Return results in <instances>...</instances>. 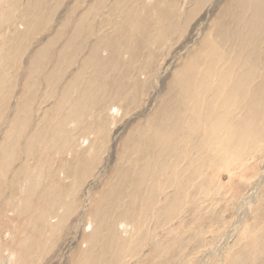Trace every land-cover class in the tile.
<instances>
[{
  "label": "rangeland",
  "instance_id": "1",
  "mask_svg": "<svg viewBox=\"0 0 264 264\" xmlns=\"http://www.w3.org/2000/svg\"><path fill=\"white\" fill-rule=\"evenodd\" d=\"M236 1L239 3L235 4ZM244 2L246 0L2 2L0 18L6 16V20L0 22V80H3L0 145L12 136L5 145L13 156L3 170L9 186L6 187L4 181L0 184V234L6 245L0 246V252L7 249L15 234L16 243L19 238L29 241V251L24 258L27 264H75L80 251L86 247L84 238L91 233L88 217L96 209L100 211L94 224L99 227L96 238L108 235L112 225L111 229L121 233L118 222L122 220L125 205L129 207L132 203V180L137 168L144 165V145L152 146L154 133L171 130L177 119L176 139H180L179 134L184 138L180 132L183 122L179 120L189 121L192 117L178 81L185 80L196 91L212 70L211 51L215 45L221 50L225 48L228 54L224 50L219 53L224 59H220L218 67L214 65V72L234 74L235 62L228 57L232 54L237 57L240 51L244 58L250 57L252 61L248 68H241L242 71L249 72L253 69L250 67H256V72L254 86L251 83L246 92L251 95L238 100L241 102L233 107L235 112L232 108L221 109L219 114L213 115L214 121L223 118L233 127L245 128L249 120V125L258 134L262 133L264 82L262 85L260 82L264 81V32L254 44L256 51L242 44L239 37L240 42L233 39V35H248L254 19L251 16L256 13L254 7L248 13ZM259 3L258 13L262 19L264 0ZM10 6L12 12L7 15ZM135 25L138 31L131 36ZM114 49L123 50L117 51L116 57ZM92 53L98 54L99 63L104 65L110 60V64L116 62L117 67L98 71L90 63ZM96 77L97 89L89 86V81ZM208 90L206 94L202 91L199 102L200 110L204 108L201 114L210 115L217 99H213L214 90ZM75 103L80 104L75 111L83 115L81 125H76L71 117ZM105 106L118 110L114 120L109 121L104 112L101 113ZM256 106L262 111H256ZM181 114L185 117L180 118ZM163 124H167L166 127ZM202 131L201 127L189 142L192 156L200 157L198 166L202 174L196 186L190 188L183 184L188 187L180 196L181 202L174 205L175 209L169 207L171 212L163 207L175 198L174 190L160 194L162 203L152 204L153 210L150 215L147 213L140 233L128 234L127 245L132 241L131 256L123 264H264V136L260 144L254 142L248 147V152L253 151L247 155L245 165L254 169L246 175L232 176L223 168L221 155H227L225 142L212 141L218 145L221 155L210 164L209 157L199 148L205 142ZM141 135L145 136L144 140ZM37 137L48 144L45 145L48 148L63 140L66 145L51 152L53 161L47 165L49 172L44 175L42 184L28 192L30 182L37 180ZM31 140L35 141L32 148ZM236 140L227 145L229 155L237 147ZM135 145L140 146L132 152ZM90 148L84 155L83 150ZM29 150L31 153L27 154ZM54 155L59 156L54 158ZM133 158L135 166L132 168L136 169L130 170L127 163ZM5 162L2 157L0 166ZM184 163L179 165L180 170ZM199 183L207 187L204 192L198 190ZM55 196L60 198V205L53 208L50 218L53 231L49 234L38 231L37 235V226L42 225L25 222L26 215L16 213V206L25 202L37 217V212L49 205L56 206ZM66 201L67 209H62ZM61 212L63 220L59 223ZM8 220L12 225L5 227ZM37 236L42 243L40 249H37ZM18 260L16 255L13 264H18ZM103 262L113 264L114 261L108 254Z\"/></svg>",
  "mask_w": 264,
  "mask_h": 264
},
{
  "label": "bare ground",
  "instance_id": "2",
  "mask_svg": "<svg viewBox=\"0 0 264 264\" xmlns=\"http://www.w3.org/2000/svg\"><path fill=\"white\" fill-rule=\"evenodd\" d=\"M2 2H4V0H0V5L4 4ZM237 3H239V1L238 2L236 1L235 4H237ZM261 3L263 4V1H261ZM244 6L248 7V9L246 8L248 10V13L251 12V8H253V7L256 8V13L253 16H251L254 18L253 21L250 22L251 17L248 20V22H250V25H252V26H251V28H249V31H247L248 35H246L245 37L233 35V39H237V41L240 42V40L238 39V37H239L241 39L242 44H244L247 47L251 46V49L253 51H256V49L254 50V44H255V42H258L260 40V38H259L260 34H262L264 32V29H263L264 28V17L261 19L260 15L258 13V9H259L258 7H260L259 0H256V1L253 0L252 3H251V0H246V2H244ZM230 7H232V6H230ZM236 7L238 8L239 6H236ZM262 10H263V5H262ZM11 12H12V7L10 6L8 9L7 15H9ZM261 12H264V10ZM237 13H239V11ZM240 13H242V12H240ZM244 13H245V11H244ZM242 16H244L243 13H242ZM5 20H6V16L0 18L1 23H5ZM216 25H217V23H216ZM226 27H227V25H226ZM239 28H241V27L239 26ZM221 29L222 28H220V30ZM228 29L229 28H227V32H228ZM217 30L219 31V29H217ZM137 31H138V26L137 25L133 26L132 30H131V36H133L135 33H137ZM218 31H216V33ZM237 31L238 30H236V32ZM221 32H223V31H221ZM233 32H231V33L233 34ZM239 32H241V31H239ZM225 35L226 36L230 35V33L225 34ZM216 36H218V35H216ZM226 38H227V40H229L228 39L229 37H226ZM217 39H219V37H217ZM226 42H228V41H226ZM228 45H230V44H228ZM225 47H227V45ZM121 50H123V49H121ZM121 50L120 49H119V51L116 49L113 50L114 54H116L115 55L116 57L118 54L117 51L120 52ZM223 50L225 52V48ZM223 50H221V47L219 45L218 46L215 45L213 47V49L211 51L212 55H211V61H210L211 62L210 68L212 69L211 70L212 72L207 71L208 74L206 75V78L204 77L205 74L203 75V77L206 80H205V82H203L204 81V78H203L202 82L200 83L201 85L199 86L198 89L196 88V91H195V89L192 90V87L189 84H186L185 80L180 79L178 81V82H180V87L183 88L184 95L187 99L186 100L187 106H188V109L190 108L189 109L190 113H191L190 115L192 117L189 119V121H182L181 117L184 116V114H181V116H180L181 119L179 121L183 122V127L181 128L180 132H181V134L184 135V138H181V135L179 134L180 136L178 135L177 137L180 139H176V132L179 131L178 130L179 126H177V123H178V119H177L176 123L173 125L171 130L170 129H164V132L156 131L154 133L153 137L151 138L153 140L152 141L150 140L153 143L152 146L148 147V144L144 145V148H143V151L145 149V153L143 154L144 165L137 168V170L135 172L134 180H132L133 181V184H132L133 192L131 194L132 195V203L130 204L129 207H126V205H125V207L123 208L124 213L122 212L123 213V215H122L123 217L121 218L122 220L120 222H118V226L119 227L121 226L120 232L123 233L124 238H123V235L121 233L117 232L116 228H115L116 231H114V229H111V227L113 225L109 227L108 235H106V236L104 235L103 237L100 235L97 238L95 237V234L98 233L97 230L99 228L98 226H97L98 228L94 226V224H96V219L99 218V216H98L99 210L96 209L94 212H91L90 213L91 216L88 217V225L87 226H89V228L91 229V231H90L91 233L89 235H87L86 238H84L83 244H85L86 247L84 250H81L80 253L78 251L79 255H78V258L76 257L77 259H76L75 264H105L103 262V258L106 257L108 254L110 255V257L113 258V261H114L113 264L126 263V260H127L126 258L131 256L129 254H131L130 246L132 244V241H131V243L129 245H127L128 234L131 231L132 232L136 231L137 234L140 233V230L143 226V223L145 222V220H147L146 219L147 213L149 214V212L153 210L152 204L155 203V206H157L161 202L160 194L165 192L168 189L174 190L175 198L173 199V201L171 203H168L167 207H166V205L163 207V208H165V210L171 212V209H175L174 205L175 204L178 205L181 202L180 196H182L183 190L186 189V187H188V186L190 188H194L196 186L195 183L199 179L200 175L202 174V172L198 166V162L200 160V157L197 156V158L195 159L192 156V152H191V145L192 144H190L189 142L192 141L193 137L198 135V132L200 131L201 127L204 130V132L202 131V138H205V142H203L199 146V148L202 152H204L205 156L209 157L210 164L215 162L216 156L221 155V153L218 149V145H216V143H214L212 141L216 142L217 140H223L225 142V153L227 154V155H221L224 158V160H223L224 167L223 168H225L229 174H231L232 176L233 175H235V176L246 175L249 171L254 169V167H250L248 165H245L247 155L251 154L252 153L251 151H253V150H251L248 152V147L250 144H253L254 142L258 143V144L261 143L260 141L263 140L262 137L264 136V130L262 131L261 134H258V132H256L255 129L249 125L250 124L249 120H247L245 122V128H241L238 126L233 127L231 123H228V120H225L223 118L217 119L218 121L215 122L213 119V115L219 114L221 109L222 110H228L229 108H232V110H233V107L238 102H241L238 100H243L247 95L250 94V93L247 94L246 92H247V88L253 84L252 82L255 78L256 67H250L253 69H251L249 72L242 71L241 68H243V67H244V69L248 68L249 67L248 65H250L249 62H252V61L250 60V57H247L248 59L244 58L243 53L240 51L239 56H237V57H236V55L234 56L233 54L230 57L227 56L228 60L235 62L234 63V67H235L234 74H233V72H230V74H227L226 72H224V73L214 72L216 70L213 68L214 65L218 67L217 64H219L221 62L220 59L221 58L224 59V57H222L221 54L219 55V53H223L222 52ZM230 50H229V53H230ZM232 53H233V51H232ZM225 54H226V52H225ZM120 59H122V58H120ZM90 60H91V62H90L91 66L95 67L98 71H100L104 67H110L111 69L117 67L116 62L110 64V60H107L104 65L99 63L98 62L99 58H98L97 53H95V54L92 53L90 56ZM207 63H209V62H207ZM210 68L208 70H210ZM114 71H115V69H114ZM236 72H237V75H236ZM102 74L105 75L104 73H102ZM189 75H191V74H189ZM97 82H98L97 77L94 79L92 78L89 81V83H90L89 86L97 89L98 88ZM263 82L264 81L260 82L261 85ZM194 83H196V82H194ZM1 84H3V80H0V86H1ZM257 84H256V87H257ZM197 86H198V84H197ZM253 86H254V84H253ZM258 87L260 88V86H258ZM208 89L214 90L213 99H217L214 102V108H213L214 110H212L210 115L204 114V113L201 114L203 112L204 108L202 109V107H201V110H200V106H202V105L199 102L200 94H204L203 93L204 91L206 94V92L210 91ZM263 90H264V88H263ZM257 91H259V90H257ZM249 97H251V96H249ZM251 99H252V97H251ZM82 102H84V101H82ZM79 105H80L79 103H75L73 113L71 114V117H73L74 123L76 125H81L83 123V115L81 117V116H79L78 112L75 111V109H77L79 107ZM82 106L84 108H86V104L83 103ZM257 106L254 108L257 109ZM105 107L103 108L101 113L104 112L105 116L107 117V119L109 121L114 120L115 117H117L118 110L112 106L111 107L105 106ZM256 111L260 112L262 110L257 109ZM256 113H255V115H257ZM258 114H260V113H258ZM193 116H195V117H193ZM198 116L202 117V119H203L202 123H200L201 120L199 119ZM210 116H211V118H210ZM196 118L199 121L198 123H197ZM239 119L241 120V118H239ZM186 120H187V118H186ZM166 125H164V126L166 127ZM235 129L236 130L238 129L237 133L234 132ZM165 130H166V133H165ZM221 133H223V136L219 135ZM143 137H145V136H143V135L140 136V138L142 140H144ZM224 138L227 140H224ZM236 138H237V140L235 141L236 142L235 144L237 145V147L233 151L232 155H229L226 151L227 145L231 142V140L236 139ZM11 140H12V136H8L6 138L7 142H10ZM7 142L0 145V160L2 159V157H4L6 159V162L0 166V180H1L0 184L4 181V184H6V187L9 186V183H5L3 170L8 167V161L13 156V155L12 156L9 155L11 149H9L5 145V144H8ZM56 142H59V141L56 140ZM195 142H197V141H195ZM87 143H88V141H86V144ZM33 145H35V141L31 140L30 141L31 148L33 147ZM45 145H48V144H46L42 140H39V138L37 137V176H36L37 180L30 182V185L28 186V192L31 190V188H35L36 186H39L40 184H42V180L44 178V175L49 172L48 167L50 166V164L53 161V160H51V156H50L51 152L54 150L62 149L63 146H65L66 144H65V140H63V142L53 144L50 148H48ZM221 145H223V144H221ZM139 146L140 145H135L132 148V152L137 151ZM81 147H82V145H81ZM91 148H92V146H91ZM91 148L87 151L83 150L84 155H87V153H89L91 151ZM71 150L79 151L76 149H71ZM192 150H193V148H192ZM26 153L30 154L31 150L27 151ZM196 153H199V150H196ZM80 155H82V154H78V156H80ZM84 155H83V157L85 158ZM49 156H50V159L47 161V158ZM58 156L59 155H57V156L54 155L53 157L57 158ZM134 158L132 160H129L127 163L128 164L127 166H131L130 170L136 169V168H132L133 166H135V164L133 163ZM171 159L174 161L171 162L170 161ZM185 161L187 162V164L184 163ZM48 163H49V166H47ZM181 163H184L183 170L179 169L180 168L179 165ZM231 165H233L232 169L230 168ZM26 166H27V164L21 166L20 169H23ZM62 168L64 169V166H62ZM130 170L126 169V171H130ZM231 175H229V176H231ZM26 184H28V183L26 182ZM183 184L188 185V186H185V185L183 186ZM197 188L200 192H204L207 187L205 185L199 183V186ZM138 192H141V195L137 194ZM183 195H185V194H183ZM164 196H163V199L165 198ZM53 202L56 203V206L49 205L46 209H43L42 211L37 212V217H35V215L33 213H31V211L29 210V206L25 202H22L19 205H17L15 211H16V213L18 212V214H20V215H26L25 222H27L29 224H35V222H37V223L39 222V224L42 225V227L40 225L41 228H39L37 226V235H38V231L49 234V232L53 231L52 230L53 227L50 224V221H51L50 218L52 217V213H54L53 208L59 207L60 198L58 196H55V199L53 200ZM169 207H171V209ZM62 209H67V201L63 203ZM169 212H167V213H169ZM59 214H60L59 223H62L61 222L63 220L62 212ZM0 218H1V216H0ZM151 218H154L153 215ZM10 225H12L11 221L7 222L5 227H9ZM114 226H115V224H114ZM14 230L15 229L13 228L12 231H14ZM120 234H121L122 238H121ZM14 236H15V234H13L11 236L12 239L7 244V249L0 252V264H13V262L16 258V255L19 258L18 264H27V262L24 260V258H25V253L27 254V252L29 251V247H27L29 241L24 240L22 238H19L18 243H16L14 240ZM7 237H10V236L8 235ZM250 237L254 238L253 235H251ZM3 244L6 247L5 242H4V240L0 234V246H2ZM17 244H19L20 249H19V246ZM125 245H127V247H125ZM41 247H42V243L40 242V238L38 239V236H37V249H40ZM95 251L99 254L95 253Z\"/></svg>",
  "mask_w": 264,
  "mask_h": 264
}]
</instances>
